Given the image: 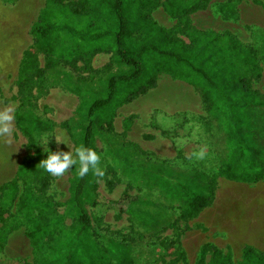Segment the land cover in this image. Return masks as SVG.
<instances>
[{"label": "rangeland", "instance_id": "374dc122", "mask_svg": "<svg viewBox=\"0 0 264 264\" xmlns=\"http://www.w3.org/2000/svg\"><path fill=\"white\" fill-rule=\"evenodd\" d=\"M5 1L15 4L18 0ZM35 1L40 10L45 6L46 0H26L16 14L9 17L7 22L4 21L0 28V58L7 52L5 46H8V39L14 38L15 19H24L21 43L25 39L27 42L32 39L29 29H24L34 12ZM183 1L190 4L197 0ZM144 12H149L153 20L167 32V36L179 39L188 50L196 47L190 28L195 18L199 30L229 31L234 34L254 51L260 68L259 77L255 78L250 57L239 58L233 52H223L221 59L231 61L233 68L240 71L241 77L250 78L253 89L264 93V0H209L206 9L188 15L173 13L162 5L140 11ZM98 18L101 16L92 15L91 19L96 21ZM211 20L215 22L211 25L213 28L202 29ZM215 44L225 45L221 41ZM22 46L12 48L11 51L19 52ZM95 61L99 64L95 65ZM101 61L106 64L101 66ZM35 63V69L26 73V86L22 89L17 83L15 73L8 74L11 65L0 63V112L11 109L13 115L12 133L0 135V163L10 162L7 174L0 176V189L12 180L16 186L15 200L0 213V236L4 233L7 235L4 243L0 245V252L16 261L15 264H37L32 245L26 236L29 221L37 218V210L30 214L18 211V200L25 188L54 205L48 211L47 217H60L62 227L76 225L80 209L85 211L91 220L90 232L94 240V243L90 240L91 244L106 252V238H109L119 242L118 245L123 250L126 261L122 259L121 263L111 259L109 264H207L210 258L208 253L199 261L200 248L206 243L216 247L224 246L223 239H227L225 229L215 226V229L206 228L207 231L203 232L197 226V253L196 250L185 251L179 240L190 229L189 224L185 221L183 225L180 220V201L166 196L176 194L175 184L160 176L166 181L163 187L165 190L162 189L161 182L153 177L155 173L148 167L150 157L144 148L147 147L148 139L153 138V133H162L163 136L171 138L177 149L179 156L175 162L178 166L187 168L190 172L203 171L208 176L217 170L220 164V159L216 156L217 132L209 112L203 104L198 103L196 90L185 80L162 72L158 79L164 80L163 76H166V82L159 86L160 90L139 96L116 110L112 131L95 129L91 145L103 156L105 175L101 178L93 175L91 171L87 174L83 180L82 207L78 208L72 195V190L80 179L76 174L78 169L73 166L58 178L45 172L38 164L46 158L45 151L48 147L52 151L66 152L75 150L82 144V136L88 124L89 105L95 99L107 96L110 75L129 73L131 68L121 64L106 51L77 52L71 63L61 62L51 71L43 69L42 52L37 53ZM30 68L31 66L28 67ZM169 80H175L174 85L178 86V90L166 87ZM191 88L195 90V95L189 103L186 95L192 92ZM182 90L187 92H184L186 95ZM182 102L187 103L183 105ZM156 105L158 107L154 109ZM29 109L41 118L53 122L55 127L52 131L35 136L31 165L37 170L36 174L33 176L26 172L22 178H15L29 146L27 138L15 126L14 113ZM63 122L69 124V130L60 125ZM57 140H65L67 143ZM131 140H138L140 145ZM178 140L187 143L177 144ZM200 148L206 151V158L192 160V152ZM159 173L164 177L163 172ZM214 182L218 192L221 189L242 192L241 194L264 192V181L235 182L219 176ZM201 193L205 194L203 191ZM57 235L58 232H55V236ZM185 236H191V232L185 233L184 239ZM50 240L46 237L42 243L47 246L54 241L51 237ZM218 249L229 255V264L240 260L238 254L231 252L230 247H226L227 250Z\"/></svg>", "mask_w": 264, "mask_h": 264}, {"label": "trees", "instance_id": "16d2710c", "mask_svg": "<svg viewBox=\"0 0 264 264\" xmlns=\"http://www.w3.org/2000/svg\"><path fill=\"white\" fill-rule=\"evenodd\" d=\"M208 2L46 0L30 26L32 43L23 54L17 75V83L22 89L26 86V73L35 69V57L39 52L44 55L45 71L54 70L61 62L71 63L77 52H110L113 58L130 67L129 73L110 75L107 96L95 99L88 107V124L82 144L90 148H93L91 141L94 130L112 131L116 110L155 88L160 73L166 72L192 86L209 112L217 132L216 156L220 164L210 176L203 171L190 172L186 168L189 172L187 182L174 183L167 179L175 184L176 194L170 195V198L180 201L179 217L183 223L197 217L203 208L211 205L217 177L223 176L235 182L264 181V93L253 89L250 78L241 77L240 71L233 68L231 61L221 59L223 52H233L239 58L250 57L257 78L260 68L254 51L229 31H202L194 26L190 28L196 47L188 50L179 39L167 36V32L153 20L149 12L140 13L145 8L162 5L173 13L188 15L206 9ZM92 15H100L101 18L93 21ZM217 41L225 45L217 46ZM14 121L21 134L27 138L29 146L15 178H22L26 172L34 176L37 170L31 161L35 136L52 131L55 124L41 118L32 109L17 110ZM60 125L69 130L67 122ZM172 172L165 170L163 173L175 177ZM86 176L80 177L72 190L78 208L82 207L81 195ZM153 177L161 182L165 190L166 181L163 179L166 178L162 176V179L157 174ZM0 190L2 213L16 198L15 181L12 180ZM53 206L25 188L18 200L19 212L30 214L37 210V218L29 221L30 226L26 231L37 264H109L111 259L121 263L126 261L119 242L115 240L106 238V252L91 244V241L94 243L90 232L91 220L85 211L80 209L76 225L62 227L60 217H47ZM55 232H58L57 236ZM6 237L5 233L0 236V245ZM46 237L48 241H51L50 237L54 239L53 243L45 246L42 241ZM179 243L181 245L180 240ZM206 253L210 257L207 264L230 263L229 255L213 244L206 243L200 248L199 261L204 259ZM2 256L0 252V264L16 263ZM235 264H264V252L244 246L240 260Z\"/></svg>", "mask_w": 264, "mask_h": 264}, {"label": "crops", "instance_id": "0c3cea01", "mask_svg": "<svg viewBox=\"0 0 264 264\" xmlns=\"http://www.w3.org/2000/svg\"><path fill=\"white\" fill-rule=\"evenodd\" d=\"M26 0H18L15 4H11L5 0H0V28L4 24V21L7 22L9 17L16 14L19 8H22L25 4ZM36 2V1H35ZM35 9L32 14L30 20L25 24L26 28L30 29L31 24L36 20L40 7L35 3ZM212 20L208 22L207 27H202V29L213 28L211 25L214 24ZM191 24L197 29V18L193 19ZM200 29V28H199ZM25 38V35H24ZM24 42V41H23ZM22 42V43H23ZM23 45L19 52H11V55L14 56L11 61V67L9 68V73H15L16 77L19 72L20 62L22 60L24 52L28 49V47L32 43V39L22 44ZM18 47V46H17ZM108 61V60H107ZM16 62V64H15ZM95 65H98V62H94ZM15 64V65H14ZM101 66L106 64L105 61H101ZM14 65V66H13ZM7 74V76H8ZM164 80L158 79V86L151 89L146 95H148L151 91L156 89L160 90L161 84L166 82L165 77ZM170 79V78H169ZM175 80H169L166 87H170L171 89L178 90V86L174 85ZM160 86V87H159ZM190 94H185L188 98V102L190 103L194 99L195 90L193 88ZM194 91V92H193ZM187 93V92H186ZM145 95V96H146ZM197 101L199 104H202L201 98L197 93ZM187 103V102H186ZM186 103H183L185 105ZM160 105V103H159ZM154 107V109H156ZM133 141V140H131ZM136 142L140 145V142ZM141 142H144L143 140ZM145 143V142H144ZM145 151L149 154L150 159L148 167L153 170V173L163 176L159 173V171L165 172V170H172V174L175 177H169V175L164 174V178L168 179L171 182L184 183L189 177V172L186 171V168L180 167L176 164L175 160L178 158L177 149L174 146L171 138L167 136H163L162 133H153V138L147 141V147H144ZM169 154V155H167ZM5 165V167H4ZM123 166V164H121ZM8 165L0 163V176L4 177L8 172ZM154 170H157L154 171ZM235 193L233 190L226 189L218 192L215 190V196L213 202L210 206H207L201 210L199 215L193 219H189L186 221L189 224V230L184 232L181 237V245L185 247V251H194L197 253V226H200V231L206 232L207 229H215L216 227H223L227 233V239L225 240V245L217 247L226 249V247L231 248V252L238 254L241 256L242 249L244 246H252L258 251L264 252V192L263 194L253 193V194H241ZM167 198H170L167 197ZM185 222L183 223V225ZM222 225V226H221ZM207 228V229H206ZM191 232V236H183L185 233ZM231 235V238L229 236ZM220 238V237H217ZM212 239H215L212 238ZM222 239V238H220ZM227 250V249H226ZM4 259V254H2ZM6 260H10L9 257H5Z\"/></svg>", "mask_w": 264, "mask_h": 264}, {"label": "clouds", "instance_id": "9594fccd", "mask_svg": "<svg viewBox=\"0 0 264 264\" xmlns=\"http://www.w3.org/2000/svg\"><path fill=\"white\" fill-rule=\"evenodd\" d=\"M12 110L6 109L0 112V135H10L12 129ZM195 137V132L193 133ZM67 143L65 140H57ZM49 143V141H48ZM177 144H186L187 141L178 140ZM47 156L38 165L47 173L54 175L58 178L62 177L73 166L77 168V175L81 178L86 176L90 171L93 175L103 178L105 175L104 167L102 164L103 156L95 149L86 147L83 144L78 146L75 150L59 152L52 151L49 147L45 151ZM207 156L204 148L194 151L191 154L192 160H203Z\"/></svg>", "mask_w": 264, "mask_h": 264}, {"label": "bare ground", "instance_id": "6f19581e", "mask_svg": "<svg viewBox=\"0 0 264 264\" xmlns=\"http://www.w3.org/2000/svg\"><path fill=\"white\" fill-rule=\"evenodd\" d=\"M23 23H24V19H21V18L15 19L14 38L8 39V46H5V48L7 49V52L3 53L1 55L2 58H0V63L2 65H6V66L11 65L10 60H12L14 56H12L10 52H12L11 51L12 48H16L17 46H19L21 41H22L20 34H21V28H22ZM9 164H10V162H9ZM9 164L6 163V165H8V167H9ZM4 167H5V165H4Z\"/></svg>", "mask_w": 264, "mask_h": 264}]
</instances>
